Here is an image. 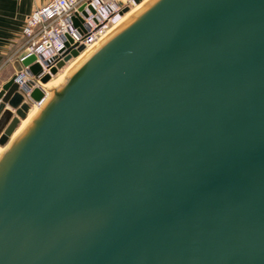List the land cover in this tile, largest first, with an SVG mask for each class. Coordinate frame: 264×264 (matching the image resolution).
Returning <instances> with one entry per match:
<instances>
[{
  "label": "water",
  "instance_id": "obj_1",
  "mask_svg": "<svg viewBox=\"0 0 264 264\" xmlns=\"http://www.w3.org/2000/svg\"><path fill=\"white\" fill-rule=\"evenodd\" d=\"M51 93L12 142L0 88V264H264V0H150Z\"/></svg>",
  "mask_w": 264,
  "mask_h": 264
},
{
  "label": "built area",
  "instance_id": "obj_2",
  "mask_svg": "<svg viewBox=\"0 0 264 264\" xmlns=\"http://www.w3.org/2000/svg\"><path fill=\"white\" fill-rule=\"evenodd\" d=\"M31 1L35 9L26 20L21 43L9 59V62L21 64V70H15V73L28 103L32 102L30 94L33 89L39 88L46 94L42 79L47 75L54 79L52 70L63 61L66 53L79 51L81 47L84 48L82 52L92 48L120 24L127 14L124 13L126 9L130 12L136 5L135 0ZM25 52L27 54L21 57ZM30 57H34V61L24 65L23 62ZM34 65L40 67L39 75L32 74ZM27 82L32 83V89L25 88ZM43 102H32L31 109L39 108Z\"/></svg>",
  "mask_w": 264,
  "mask_h": 264
},
{
  "label": "crops",
  "instance_id": "obj_3",
  "mask_svg": "<svg viewBox=\"0 0 264 264\" xmlns=\"http://www.w3.org/2000/svg\"><path fill=\"white\" fill-rule=\"evenodd\" d=\"M35 4L31 0H0V88L15 74L9 59L21 43L26 20Z\"/></svg>",
  "mask_w": 264,
  "mask_h": 264
},
{
  "label": "bare ground",
  "instance_id": "obj_4",
  "mask_svg": "<svg viewBox=\"0 0 264 264\" xmlns=\"http://www.w3.org/2000/svg\"><path fill=\"white\" fill-rule=\"evenodd\" d=\"M149 1L150 0H144L142 3L136 4L135 7L130 12H127V14L122 18L120 24H118L114 29H112L106 35L112 34L117 28H119L123 23H125L130 17H132L137 11H139ZM104 37L97 44L102 43L104 41ZM91 53H93V47L84 51V52H81V54L77 58L72 59L71 62L66 66V68H64L63 74L58 75V78L56 79L55 82H49V83L44 85L45 92H46L45 99H44L45 101L42 103V105L39 108L36 107V108H32L30 110L28 118L22 122L21 126L18 128V130L15 132L14 136L12 137V142L17 138V136L21 133V131L25 128V126L29 123V121L36 115V113L43 107V105L49 100V98H50V93H49L50 87H52L54 85V83H58V82L63 81L64 77L71 74L75 70V68L82 62V60L88 54H91ZM5 151H6V149H5ZM5 151L2 152V150L0 149V158L5 153ZM1 152H2V154H1Z\"/></svg>",
  "mask_w": 264,
  "mask_h": 264
},
{
  "label": "rangeland",
  "instance_id": "obj_5",
  "mask_svg": "<svg viewBox=\"0 0 264 264\" xmlns=\"http://www.w3.org/2000/svg\"><path fill=\"white\" fill-rule=\"evenodd\" d=\"M66 66H67V65H66ZM66 66H65L64 68H66ZM64 68H63L62 70L59 71L58 75L63 74V70H64ZM14 75H16V73H15ZM58 75L55 76L54 79H52L50 82H55L56 79L58 78ZM69 75H70V74H69ZM69 75H67L66 77H64L63 81L58 82V83H54V85H53L52 87H50V91H49V93H50V97H51V95H52L51 92L56 91V90L62 85V83H63V82L69 77ZM0 149H1L2 152H3V151H5V149H7V148H0ZM2 152H1V154H2Z\"/></svg>",
  "mask_w": 264,
  "mask_h": 264
}]
</instances>
